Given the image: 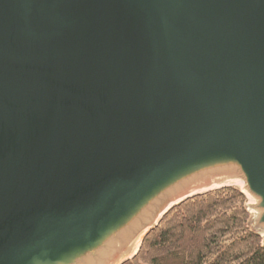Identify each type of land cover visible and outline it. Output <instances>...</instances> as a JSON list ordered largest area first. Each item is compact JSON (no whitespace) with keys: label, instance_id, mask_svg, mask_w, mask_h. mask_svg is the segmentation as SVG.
<instances>
[{"label":"water","instance_id":"1","mask_svg":"<svg viewBox=\"0 0 264 264\" xmlns=\"http://www.w3.org/2000/svg\"><path fill=\"white\" fill-rule=\"evenodd\" d=\"M232 188L264 246V0H0V264H127Z\"/></svg>","mask_w":264,"mask_h":264},{"label":"trees","instance_id":"2","mask_svg":"<svg viewBox=\"0 0 264 264\" xmlns=\"http://www.w3.org/2000/svg\"><path fill=\"white\" fill-rule=\"evenodd\" d=\"M245 202L232 188L182 203L127 264H264V246L247 226Z\"/></svg>","mask_w":264,"mask_h":264}]
</instances>
